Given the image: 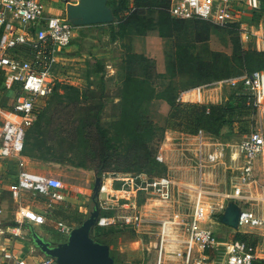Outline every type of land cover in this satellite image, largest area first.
<instances>
[{
	"label": "rangeland",
	"instance_id": "rangeland-1",
	"mask_svg": "<svg viewBox=\"0 0 264 264\" xmlns=\"http://www.w3.org/2000/svg\"><path fill=\"white\" fill-rule=\"evenodd\" d=\"M115 1L118 2V0ZM246 8L248 6L244 9ZM62 16H66L65 12ZM250 23L255 26L261 23L264 30V20L254 21L252 19ZM244 27L246 29V26ZM230 30L231 28L227 26H216L205 44L195 45L194 53L204 60L209 58L211 51L230 56V39L231 37H239L238 31L233 30L231 35L229 34ZM246 30L248 31V28ZM146 38L149 42L151 41L147 51L149 52L148 55L154 57L155 66H165L167 59L173 55L175 41L171 39L158 40L154 31L148 33L143 39L133 41L132 49L143 50L146 53ZM69 46L68 54L65 56L67 60L60 61L55 71L58 81L56 83L75 85L85 90L88 97L99 98L94 101L82 100L76 118L94 120L98 116V106H100L101 120L105 123L112 120L114 105L111 98L117 95V84H119L123 74L122 64L128 48V40L118 37L115 41H111L110 33L105 27L79 28L74 30ZM18 52L17 55L13 56L19 59L26 58V49H20ZM194 81L188 77H179L175 79L173 85L180 88L190 86ZM165 83L159 82L158 89L160 90V87L164 86ZM234 92L248 93L240 82L213 84L200 89L199 93L191 94L188 99L185 98L184 103L219 104L223 103ZM19 94V91H11L5 85H1L0 105L3 107L11 106ZM51 95L46 99L37 100L35 102L36 108L40 109L46 106L51 100ZM152 104L146 103L142 107V112L149 113L152 120H158L159 117L166 114L161 104ZM258 119L257 111H255L253 116L235 118L233 124L222 135L214 137L205 135L202 157L204 158L205 154L216 145L224 149L225 155L222 163L209 164L203 161V167L198 166L200 155L195 135L186 134L188 136H185L183 140H169L172 146L169 149L170 147H163L162 145L164 133L162 139L155 145L157 153L162 154L164 162L158 164L151 176L155 178L169 177L173 181V198L168 204L155 200L154 197L143 191L144 182L140 178L134 180L133 190L135 193H133L132 188H128L130 181L125 178L126 176H123L125 179L123 177L119 179V176L110 179L112 189L123 192L121 203L130 206L132 202H135L139 207L142 220H144L136 228L129 225H117L95 235L97 240L104 242L109 247V254L114 260V264H155L157 253H155L154 246L159 241L160 221L174 212L180 211V213L187 215L192 212L195 206L209 204L214 208V215L211 217L208 226L215 234H221L219 230L226 228L216 224L215 217L222 213L228 200H234L244 209L256 213L264 210V203L261 200L263 197L261 195H264V154L259 156L255 162L254 183L247 184L240 182L239 168L242 164V158L235 155L238 145L257 128ZM176 143H182V145H176ZM175 146L177 147L176 150L173 149ZM9 161L0 160V207L4 214L0 216V225L17 224L21 220L20 210L23 209L25 217L22 224L31 225L43 239L53 242L60 237L59 223L75 227L86 218L91 210L89 196L95 179V174L91 170L71 168L66 164L42 160L28 161L25 164L27 170L53 177L60 182V189L57 193L62 199L55 200L32 193H20L18 197H15L11 193V189L16 183L15 163L12 160ZM101 177L103 180V175ZM105 177L107 178V176ZM150 180L147 179V181ZM226 230L224 240L233 239L235 230L233 232ZM236 231L250 234L260 233L259 230L241 227ZM172 237L175 238L176 235L172 234ZM23 238L28 244H31L27 230H25ZM262 244L260 239L257 246L258 255H261ZM17 246L21 248L19 257L26 259L29 264L45 258L36 248L34 255L38 258L32 256L23 242H18Z\"/></svg>",
	"mask_w": 264,
	"mask_h": 264
},
{
	"label": "trees",
	"instance_id": "trees-1",
	"mask_svg": "<svg viewBox=\"0 0 264 264\" xmlns=\"http://www.w3.org/2000/svg\"><path fill=\"white\" fill-rule=\"evenodd\" d=\"M258 1L259 9L253 11L251 21L264 20V0ZM107 5L114 16V23L86 28L105 27L111 41L118 37L128 40L122 64L123 74L117 84V119L103 122L100 106L94 120L77 119L82 100L99 98L88 97L85 90L75 85L56 83L47 105L40 109L35 107L33 124L25 134L22 156L30 161L42 160L76 169H89L98 177L107 174L131 177L145 175L152 179L155 178L151 176L152 172L160 164L155 159V145L166 131L188 135L202 131L214 137L222 135L223 129L227 131L235 118L255 114L253 98L245 92H234L219 104L184 103L177 99L181 92L189 89L264 72V51H257L251 42L242 45L239 37H231L230 56L211 51L209 58L204 60L194 53L195 45L205 44L216 25L204 20L172 18L168 13V0H108ZM227 27L231 28V35L233 30L239 32L237 23ZM3 30L0 27V38ZM154 31L158 38L171 39L176 43L162 75L156 72L154 60L132 49L135 39H143ZM20 49L27 50L26 56L30 52L28 47L22 46L9 51L10 56L17 55ZM179 77L195 81L190 86L177 88L173 84ZM159 82H166L160 90ZM6 83H9L8 90L20 91L19 85L0 72V87ZM153 100H162L169 107L164 127L157 126L141 111L143 104ZM217 217L215 223L219 224ZM219 225L233 232L231 228ZM111 228L95 227L91 237L105 244L97 240L95 235ZM217 238L225 239L223 234L217 235ZM232 240L243 241L253 248H257L260 242L257 235L239 231L234 232ZM253 264L264 263L257 260Z\"/></svg>",
	"mask_w": 264,
	"mask_h": 264
},
{
	"label": "built area",
	"instance_id": "built-area-1",
	"mask_svg": "<svg viewBox=\"0 0 264 264\" xmlns=\"http://www.w3.org/2000/svg\"><path fill=\"white\" fill-rule=\"evenodd\" d=\"M169 15L177 20H204L218 27H225L232 23L239 24V39L242 45L252 40L250 31L241 23V13L244 5L249 6L250 0H168ZM43 21V28L33 37L28 31ZM0 27L4 34L0 38V72L7 79L20 86L21 93L13 100L10 110L0 107V160L15 159L19 169L16 183L11 190L13 196L20 193H32L43 197L61 200L57 193L60 182L50 176L38 174L27 170L22 152L24 150L25 134L34 121L35 102L48 98L57 81L56 69L58 61L54 54L69 46L73 38L74 28L66 16H50L43 18L42 8L37 0H0ZM27 46L30 49L26 59L10 56L9 51L18 47ZM240 82L253 98V107L257 111L258 126L244 139L237 148V157L242 158L239 168V179L243 184L254 183L255 162L264 154V101L260 94L264 91V72L254 75H243L209 85L183 91L178 101L184 102L200 89L213 84ZM199 147L198 166L203 167V161L209 164L222 163L225 151L216 145L202 157L205 134L198 131L195 135ZM158 163H163L161 153L155 157ZM264 166V162H263ZM107 176V178L105 177ZM133 193L134 180L138 177L127 175ZM119 176V179L121 177ZM123 177V179H125ZM110 175H103L99 190L100 217L96 227L109 228L117 225H129L133 228L144 221L140 215L139 207L135 202L130 206L121 203L123 194L120 190L112 189ZM141 179V178H140ZM148 179V178H147ZM142 179L143 191L155 200L168 204L173 198V181L169 177L153 178L150 181ZM264 188V187H263ZM261 198L264 203V195ZM3 211L0 209V215ZM214 208L209 204H199L187 215L180 211L172 213L160 221L159 241L154 248L157 253L156 264H162L164 254L168 253L179 258L180 263L174 264H253L257 260L264 263V210L256 213L241 207L238 227L259 230L257 235L263 242L261 255L257 248H253L240 240H219L208 226ZM21 220L18 226L0 228V236L12 235L20 237V228L25 217L23 209L20 210ZM60 234L66 237L72 228L68 225L58 224ZM172 234L176 237L173 238ZM23 238V237H20ZM195 246L198 256L186 262V252L180 245ZM0 264H29L24 258L14 255L9 250H0ZM34 264H55L50 258H44Z\"/></svg>",
	"mask_w": 264,
	"mask_h": 264
},
{
	"label": "water",
	"instance_id": "water-1",
	"mask_svg": "<svg viewBox=\"0 0 264 264\" xmlns=\"http://www.w3.org/2000/svg\"><path fill=\"white\" fill-rule=\"evenodd\" d=\"M108 0H78L76 4L67 3L65 15L74 28L107 25L114 23V16L107 5ZM33 28L28 31L32 33ZM226 132L223 129L222 134ZM95 176V175H94ZM118 176L110 174L112 179ZM102 177L95 176L91 195V210L86 218L75 227H72L66 239L57 244H52L40 237L28 225V238L33 246L46 258H50L55 264H114L106 244L96 242L92 237L100 217L99 190ZM241 206L234 200H228L217 222L221 225L238 230V219ZM26 229V228H25Z\"/></svg>",
	"mask_w": 264,
	"mask_h": 264
},
{
	"label": "crops",
	"instance_id": "crops-1",
	"mask_svg": "<svg viewBox=\"0 0 264 264\" xmlns=\"http://www.w3.org/2000/svg\"><path fill=\"white\" fill-rule=\"evenodd\" d=\"M38 3L40 4L41 8H42V15H43V18L46 19L50 16H62L63 13L65 12V7H66V4L67 3H71V4H76L78 0H37ZM246 7V5H244ZM243 6V8H241L242 10V13H241V23L242 21H244L243 24V27L246 26V29L248 28V31H250L251 35H252V40H251V43L253 44L254 48L257 50V51H264V30H263V26L262 24H258V26H255L253 25L252 23H250L251 21V17H252V13L254 10H258L259 9V6H260V3L258 0H250V5L248 6V8L244 9L245 7ZM43 28V21L40 22V24H38L36 27L33 28L32 30V33L31 35L34 37L37 32ZM81 28H86V27H81ZM245 28V27H244ZM79 29V28H77ZM76 29V30H77ZM4 31L3 30V34H4ZM2 34V35H3ZM158 38V37H157ZM137 40V39H135ZM140 40V39H138ZM158 40H162L160 38H158ZM151 42V41H150ZM150 42L147 40L146 38V53H144V51H137L139 53H143L146 57L150 58V59H153L154 60V57L153 56H150L148 55V47H149V44ZM153 42V41H152ZM156 42V41H155ZM71 43V42H70ZM70 45V44H69ZM27 47V46H26ZM70 47V46H69ZM69 47H66L62 50H59L57 51L55 54H54V57L55 59H57L58 63L62 60H67L65 58V56H67V50L69 49ZM29 48V47H28ZM30 53V52H29ZM18 54V53H17ZM29 56V54L26 56V58ZM25 58V59H26ZM156 72L160 75L164 74L165 73V66L163 67H157L156 66ZM4 85V84H3ZM6 88L9 87V83H6ZM20 90V89H19ZM21 93V91H19ZM260 96V100L264 101V91L261 92V94L259 95ZM112 99V104L114 105V116L112 120H108V122L110 121H113V120H116L117 119V116H118V106H119V99L114 96L111 98ZM94 101V100H93ZM13 103V102H12ZM149 103H153L154 105L156 104H161L162 108H164V110L166 111V114L162 117H159L158 120H152V116L149 114V113H146V116L150 117V119L159 127H164V124H165V120H166V117H167V114H168V111H169V107L167 106V104L162 101V100H153ZM90 104V103H89ZM92 104V103H91ZM146 104V103H145ZM152 104V105H153ZM12 105V104H11ZM144 105V104H143ZM142 105V107H143ZM0 107L4 110H10L11 109V106H9L10 109H7L3 106L0 105ZM142 107H141V111H142ZM103 121V120H102ZM104 122V121H103ZM185 136H188L186 134H183V133H180V132H177V131H166L165 132V137H164V142H163V147H170L169 149H171V145H170V142L169 140H172V139H178V140H183ZM176 145H182V143H176ZM173 149H177V147L175 146ZM181 149V148H179ZM178 149V150H179ZM177 150V151H178ZM236 154V153H235ZM237 156V155H236ZM23 159H24V162L25 164L29 161L31 162L29 159H27L26 157L22 156ZM9 160H12L14 161L15 163V174H16V177H17V173L19 171L18 167H17V164H16V160L15 159H7V160H4V161H9ZM10 162V161H9ZM242 165V164H241ZM256 165V163H255ZM56 174V173H54ZM139 178L141 179H146L147 177L145 175H140ZM16 182V181H15ZM3 190V189H2ZM12 190V189H11ZM262 196V195H261ZM0 209L3 211V209L0 207ZM4 215V214H2ZM0 215V216H2ZM11 226H18L17 224L15 225H0V228H11ZM27 227H28V224H22L21 228H20V237H23L25 235V230H27ZM72 227V226H71ZM26 228V229H25ZM219 230V229H218ZM28 231V230H27ZM227 230L226 229H221L219 230V233L223 234L224 236V233L226 232ZM214 232V231H213ZM251 234H255V235H258V233H251ZM39 235V234H38ZM219 235L218 233H216V236ZM40 236V235H39ZM20 237H16V236H12V235H2L0 236V250L1 249H4V250H9L10 252H12L14 255L18 256L19 257V254L21 253V248L20 246H17L18 242H23L26 246V248H28L29 252L31 253L32 256H34L35 258H38L36 257L34 254L36 252V249L35 247L32 245V244H28L24 238H20ZM41 237V236H40ZM66 239V235L65 234H60V237L57 239V241H49L50 243H61L63 242L64 240ZM181 249L183 251L186 252V257L185 259L186 262H190L193 258L197 257L198 256V250L195 246H192V245H187V244H183V245H180ZM156 253V251H155ZM0 255H1V252H0ZM22 258V257H20ZM156 259H157V254H156ZM156 259H155V264H156ZM180 259L179 258H176L174 255H171V254H164V257L162 259V264H174V263H180ZM38 262V261H37ZM37 262H34V263H37ZM33 263V264H34ZM218 264H221V261L218 260Z\"/></svg>",
	"mask_w": 264,
	"mask_h": 264
}]
</instances>
